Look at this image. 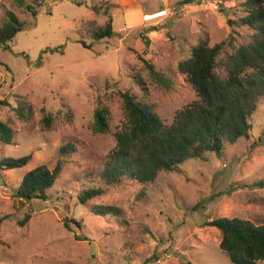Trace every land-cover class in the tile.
<instances>
[{
  "label": "rangeland",
  "instance_id": "1",
  "mask_svg": "<svg viewBox=\"0 0 264 264\" xmlns=\"http://www.w3.org/2000/svg\"><path fill=\"white\" fill-rule=\"evenodd\" d=\"M182 1L0 0V27L11 17L20 24L0 45V102L7 103L0 104V121L12 130V141L0 142V159L30 154L25 166L0 170V264H143L153 255L146 264H231L219 248V231L205 222L236 217L264 225L261 100L249 139L225 142L220 154L186 160L147 183L107 186L98 176L125 122L119 91L147 102L169 124L198 99L177 69L191 47L228 41L224 49L232 50L250 40V29L227 23L242 15L241 0ZM108 18L113 35L93 40L89 22L103 25ZM143 60L169 80L168 88ZM19 102L27 119L18 118ZM98 104L110 111L105 134L91 129ZM68 144L47 199L14 200L24 173L38 165L52 170ZM260 180L263 186L251 185ZM98 186L100 195L78 202L79 192ZM95 205L122 213L101 217L92 212Z\"/></svg>",
  "mask_w": 264,
  "mask_h": 264
},
{
  "label": "trees",
  "instance_id": "2",
  "mask_svg": "<svg viewBox=\"0 0 264 264\" xmlns=\"http://www.w3.org/2000/svg\"><path fill=\"white\" fill-rule=\"evenodd\" d=\"M183 1L186 3L190 0ZM237 6L242 15L228 19L227 23L250 29V40L232 50L224 49L225 46L232 45L228 41L225 45L221 42L209 47L206 40H201L191 47L189 55L177 63V69L185 76L198 99L178 110L171 123L167 124L147 102L129 92H118L125 122L114 133L115 147L99 172L98 176L103 184L110 186L122 180L152 182L160 172H173L186 160L203 159L207 153L220 154L225 142L233 144L238 139H249L256 103L261 100L264 104V0H241ZM98 8L92 7L93 10ZM103 12H107V6ZM111 22V18L103 25L90 21L93 27L92 39L111 37L114 33ZM19 29V22L11 17L8 23L0 27V45L4 46ZM143 62L157 82L168 88L169 80L156 73L152 64L145 60ZM219 65L220 70L217 69ZM135 79L138 84H142L139 76ZM19 103L16 108L18 118L27 119L29 112L25 111L26 105ZM0 104L7 103L3 101ZM109 128V109L104 105H96L93 110L92 131L105 134ZM257 139L264 140V130ZM11 141V128L0 121V142L9 144ZM70 149L69 144L59 148L60 160L52 170L38 165L25 172L13 193L14 200L22 203L31 199L46 200V191L52 187L60 173V161L70 153ZM29 160L30 154L17 158L3 157L0 159V170L21 168ZM251 185L263 186V183L260 180ZM102 192L103 188L100 186L90 187L79 192L76 197L82 204ZM194 209H197L196 206ZM92 212L101 217H116L122 213L119 208L111 205H95ZM29 217V214H24L18 224L24 225ZM71 221L76 226L80 224L78 221ZM204 225L219 231V248L231 264L264 262V225H254L236 217L213 218ZM64 226L70 229L66 221ZM154 257L156 255L147 258L143 264L152 261Z\"/></svg>",
  "mask_w": 264,
  "mask_h": 264
}]
</instances>
